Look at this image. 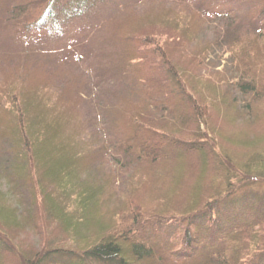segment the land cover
I'll list each match as a JSON object with an SVG mask.
<instances>
[{"label": "trees", "instance_id": "trees-1", "mask_svg": "<svg viewBox=\"0 0 264 264\" xmlns=\"http://www.w3.org/2000/svg\"><path fill=\"white\" fill-rule=\"evenodd\" d=\"M118 1L12 0L7 22L21 31L22 48L7 58L17 57L18 72L0 79V122L6 124L0 175L9 188L2 206L10 211L11 225L14 212L19 225L17 209L24 205L25 214L43 205L49 218L67 222L78 190V207L85 210L89 198L100 202L116 186L114 169L125 173L130 178L122 177L123 185L136 208L120 224L117 237L124 242L102 240L84 250L38 247L26 253L20 239L0 225V264H264V200L257 202L248 192L236 196L246 184L264 182V157L254 155L251 165L241 164L220 132L238 122L264 127V0H246L255 22L245 26L239 0L201 4L226 31L232 30L227 43L215 35L233 57L227 75L240 81L230 86L225 77L208 92L196 90L190 78L194 68L181 64L192 54L189 60L201 65L205 48L194 52L197 44L184 47L178 37L146 33L128 14L121 24L114 19L103 23L106 9L118 8ZM32 10L39 18L25 26ZM178 20L179 28L186 25ZM127 23L134 30L118 27ZM92 34L104 36L102 48L75 44ZM244 36L259 38L262 45L247 46ZM113 41L122 51L116 67L107 65L110 55L97 53ZM80 68L85 73L76 83ZM94 78L98 83L92 88ZM106 84L119 90H110L108 99L84 114L83 106L100 100ZM84 169L98 180L79 182L77 173ZM24 186L27 200L15 193ZM78 220H84L81 212Z\"/></svg>", "mask_w": 264, "mask_h": 264}, {"label": "rangeland", "instance_id": "rangeland-1", "mask_svg": "<svg viewBox=\"0 0 264 264\" xmlns=\"http://www.w3.org/2000/svg\"><path fill=\"white\" fill-rule=\"evenodd\" d=\"M149 0H145L144 2L141 0H120L118 1L121 4L118 8L115 5H110L106 9V13L102 16V22L105 21L110 23L109 20H116L118 24L123 23L125 20V14L130 16H136L133 18L140 26H142L143 31L146 33H150L151 35H163L165 38L168 36L177 39L180 38L181 45L184 47H190L194 44H197L194 52L197 51V48H205L206 55L204 56V63L199 65V63L192 62L189 59H193L195 57L192 54L188 57V59L184 62H181L184 68L190 69L194 68V73L190 74V78H192V85L196 88V90L200 92H208L213 91L220 82L221 79L228 77L227 84L230 86H235L237 83H240L239 77L235 76L233 73L227 75V72L231 67V60L233 57L230 53L226 52L225 43L229 41L231 38V29L226 31V28L223 24L218 23L215 17V13L201 9V4L204 3L207 7H216L217 4L223 6V4L227 5V0H154L148 2ZM236 1V0H235ZM140 2V3H139ZM238 7L240 9L239 15L241 20V25H251V23L255 19L252 17L254 13H248L247 8L250 7V2L246 0H239ZM139 4V5H137ZM230 4V3H229ZM228 7L231 8V4ZM124 6L125 9H119L121 6ZM11 6H13L12 0H0V79L5 81V79H9L13 75V71H17L18 62L17 57L13 60H7L9 58L10 51H16L19 49L20 40L19 35H21V31L17 32V26L7 22V19L10 17ZM38 7V6H37ZM228 8V9H229ZM38 9V8H36ZM232 10V9H231ZM230 10V11H231ZM38 10H32L31 16L25 20V26L28 24H32L36 22L39 18ZM179 19L186 22V25L179 28L178 24ZM171 21V24H170ZM173 22V23H172ZM136 23V25H137ZM180 24V23H179ZM108 24L105 25V27ZM120 28H124L128 31L134 30L132 26L127 23L122 26H118ZM176 27L177 29H175ZM216 32H212V30L216 29ZM139 30V29H138ZM246 32V28H244ZM228 32V33H227ZM244 32V33H245ZM217 33L219 37L223 38V40H218V37L215 35ZM168 35V36H167ZM104 36L102 34H92L86 35L83 38L78 39L76 43L84 44L94 43L96 47H101L99 44L101 43L100 38ZM259 38H255L253 36L242 37L241 41L244 42L247 46L251 43L252 46L262 45L264 43L263 40ZM223 41V42H222ZM96 42V43H95ZM213 47V50H212ZM22 48V47H21ZM102 48V47H101ZM194 49V48H193ZM98 54L101 55H110V60L107 65L111 67H116L115 64L121 61L122 51L119 44L115 41L111 42L109 45L104 46L103 50L100 52L97 51ZM189 54V53H188ZM55 61H50L48 64L55 65ZM39 64V63H38ZM90 67V64L87 65ZM92 67L94 65L92 64ZM82 68L78 69L76 76L78 79L76 83H80L82 79L83 72ZM91 70V68L89 69ZM232 71V70H231ZM5 72V74H4ZM18 72V71H17ZM76 72V71H75ZM189 76V75H188ZM92 84H89L90 87L94 88L92 85L95 83L97 85V80H90ZM99 88H97L98 90ZM233 89H230V93L233 94ZM118 91L119 88L115 86H109L106 84L100 91L101 95L99 96L98 101L92 100L91 106H83V113L88 114L90 108L93 109L92 105H97L100 101H105L108 99L109 91ZM28 91V87L25 90ZM26 92L24 94L26 95ZM101 97V98H100ZM235 98H238L236 96ZM89 102V100H88ZM88 112V113H87ZM89 116L85 117V122L87 121ZM0 113V120L1 119ZM5 121V120H4ZM264 123V122H263ZM0 142L3 133V122H0ZM87 126V124H86ZM257 126H248L245 122H238V124H232L226 126L221 129V134L224 139V146L227 147L228 151L233 154L238 155L241 158V164L249 166L252 163V159L254 155H261L264 157V127L262 129H256ZM3 128V129H2ZM252 129H256L253 131ZM91 130V129H90ZM251 131V133H250ZM81 132V131H80ZM5 149L4 147H2ZM1 149V148H0ZM7 151L11 154L13 151L11 146L9 145ZM3 152V151H2ZM2 153L0 151V157ZM12 157V155H11ZM11 164V163H10ZM100 169V168H99ZM98 169L99 173H102V170ZM103 169V168H102ZM114 173L118 176L116 178V186L112 188L110 194L108 196H104L105 199L102 201H93L86 206L87 209L83 210L82 207H78V204L81 203L82 198H80L81 192L78 190V194L73 195L72 206L69 207L70 211L67 212L69 221H58L49 218L47 210L45 211L44 206H36L30 212L29 210L25 214L22 208H18L20 222L19 225L15 222L16 216L15 212L13 213V217L15 221L12 219L13 224L11 225L9 218L7 215L10 214V211L5 210L2 206L4 204V199H7L6 196L9 195V188L7 181L2 178L3 174L0 175V208L4 209L3 215L0 214V225L4 226V230L7 231L20 239V243L24 244L23 250L26 253H31L33 249L38 247H54V246H66L67 248H76L77 250L87 249L89 246L93 245L96 242L102 240H121V236L117 237V235L122 234V230L124 225H120L122 219L126 218V215L129 214V210L134 206L131 203L133 198L128 200V193L126 188L124 187V179L130 178V176L125 175V173L121 175V172L114 169ZM121 175V176H120ZM77 176L80 177L79 182L85 183H93L96 177L95 174L91 173L88 170H85L77 173ZM98 180V179H97ZM106 180V179H105ZM104 179L101 180L105 181ZM100 182V180H99ZM15 185V183L13 184ZM243 185V184H242ZM21 187V186H20ZM125 190V194L122 195V192ZM101 189H98L96 195L100 194ZM246 192L251 194L252 197L257 200V202H261L264 200V182H251L244 186V189L240 190L236 193L237 197L244 195ZM16 195H21L24 200L26 196L30 197L28 189L24 186V189L21 192H15ZM22 193V194H21ZM92 193V192H91ZM90 193V194H91ZM117 193L118 196L117 197ZM247 194V193H246ZM97 196V197H98ZM21 201V200H20ZM22 205V204H20ZM156 208L157 205L154 204ZM136 208V205L134 209ZM152 207H149L151 210ZM78 210L75 214L74 211ZM21 211V212H20ZM83 215L84 220H78V216L80 212ZM12 214V213H11ZM30 217V218H29ZM81 217V216H80ZM3 220L6 221L3 224ZM53 221V222H50ZM129 221V220H128ZM128 221L125 223L127 224ZM3 224V225H2ZM115 238V239H114Z\"/></svg>", "mask_w": 264, "mask_h": 264}]
</instances>
